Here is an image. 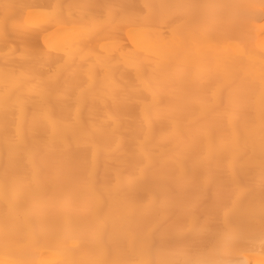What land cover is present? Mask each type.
<instances>
[{"label":"bare ground","instance_id":"obj_1","mask_svg":"<svg viewBox=\"0 0 264 264\" xmlns=\"http://www.w3.org/2000/svg\"><path fill=\"white\" fill-rule=\"evenodd\" d=\"M24 4L61 20L0 26V264H264L261 0Z\"/></svg>","mask_w":264,"mask_h":264},{"label":"snow or ice","instance_id":"obj_2","mask_svg":"<svg viewBox=\"0 0 264 264\" xmlns=\"http://www.w3.org/2000/svg\"><path fill=\"white\" fill-rule=\"evenodd\" d=\"M14 7H18L19 9H21V12H23V10L25 9H28L29 19H25L23 17H21L20 19H16L14 16L5 14L3 19L0 20V26L3 27L5 32L7 31L10 25L16 31L22 32V33L31 32L37 29L39 25L36 23H33L32 20L30 19V17H33V16H43V17H47L48 19H56L57 21L61 20L57 11L43 12V11L34 9L32 5H28V4L17 5ZM261 7L262 9H264V0H261ZM262 108H264V98H262ZM252 207H253V204L250 201L248 204V208L246 210L250 211ZM261 217H262V222H264V192H262V196H261ZM96 264H154V262L151 260H147V259L141 260V261L101 260V261L96 262ZM190 264H214V262L191 261Z\"/></svg>","mask_w":264,"mask_h":264}]
</instances>
